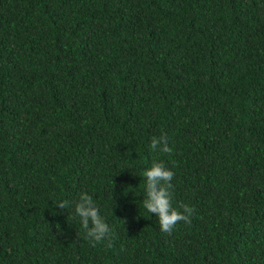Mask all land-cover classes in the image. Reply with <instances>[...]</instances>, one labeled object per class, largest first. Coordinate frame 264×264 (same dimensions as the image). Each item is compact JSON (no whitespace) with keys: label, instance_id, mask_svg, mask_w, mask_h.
I'll use <instances>...</instances> for the list:
<instances>
[{"label":"trees","instance_id":"16d2710c","mask_svg":"<svg viewBox=\"0 0 264 264\" xmlns=\"http://www.w3.org/2000/svg\"><path fill=\"white\" fill-rule=\"evenodd\" d=\"M0 264H264V0H0Z\"/></svg>","mask_w":264,"mask_h":264},{"label":"clouds","instance_id":"9594fccd","mask_svg":"<svg viewBox=\"0 0 264 264\" xmlns=\"http://www.w3.org/2000/svg\"><path fill=\"white\" fill-rule=\"evenodd\" d=\"M150 149L160 152L170 151L163 136H152ZM145 176L143 206L149 213H155L161 230L171 231L179 220L186 219L191 208L174 207L171 203L170 189L174 172L163 160H153L149 167L143 170ZM64 206V202H60ZM75 216L79 217L81 227L90 240L100 241L109 231V225L98 210L96 203L87 191H81L75 202Z\"/></svg>","mask_w":264,"mask_h":264}]
</instances>
